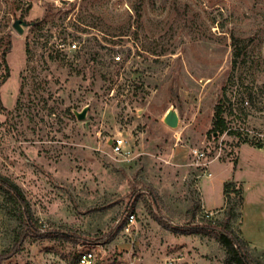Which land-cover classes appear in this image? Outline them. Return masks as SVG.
<instances>
[{
  "label": "rangeland",
  "instance_id": "rangeland-1",
  "mask_svg": "<svg viewBox=\"0 0 264 264\" xmlns=\"http://www.w3.org/2000/svg\"><path fill=\"white\" fill-rule=\"evenodd\" d=\"M218 102L229 128L209 135ZM118 132L129 160L110 152ZM0 173L40 233L2 255L19 221L0 195V264H224L213 234L182 229L229 208L264 264V0H0ZM229 180L242 192L224 198Z\"/></svg>",
  "mask_w": 264,
  "mask_h": 264
},
{
  "label": "trees",
  "instance_id": "trees-1",
  "mask_svg": "<svg viewBox=\"0 0 264 264\" xmlns=\"http://www.w3.org/2000/svg\"><path fill=\"white\" fill-rule=\"evenodd\" d=\"M140 5L135 8L136 16H141ZM8 48H5L2 51L3 58L8 52ZM5 62V73L4 78L7 77L9 67ZM223 106L221 103H216L214 105V114L211 120V125L208 130V134H222L225 131H228V125L226 119L223 115ZM263 144L257 142L256 146L261 147ZM132 182L130 181V184ZM236 183L232 180L224 181L222 184V193L224 198L229 192L241 193V187H236ZM135 191L136 187L132 185L131 187ZM0 195L4 202L7 210L19 221V225L15 231V236L11 247L4 250L5 252L2 255H10L15 250H17L19 243L23 236L26 234H40L37 226L36 220H34L33 213L31 211L30 205L25 198L22 189L20 186L15 183L10 177L0 173ZM199 207V203L195 202L190 208V211L194 212L195 209ZM232 216L231 209L229 208L223 219L221 221L209 220L206 225H194L190 227L183 228V231L190 232H201V233H211L217 239V241L222 244L225 249V255L223 259L224 264H255V259L250 256L246 249L245 240L232 228L230 223V218ZM213 223H211V222ZM220 224V225H219ZM219 228V230H217ZM213 231H212V230ZM216 230V231H215ZM58 234L67 236L69 238L76 239L73 235L63 233L61 231ZM3 257L0 255V258Z\"/></svg>",
  "mask_w": 264,
  "mask_h": 264
},
{
  "label": "built area",
  "instance_id": "built-area-1",
  "mask_svg": "<svg viewBox=\"0 0 264 264\" xmlns=\"http://www.w3.org/2000/svg\"><path fill=\"white\" fill-rule=\"evenodd\" d=\"M58 48L60 50H75L79 48V43L76 40L68 39L67 42L61 41L58 44ZM115 60L120 59V55L117 54L114 56ZM108 146L110 148V152L117 156L118 159L121 161L129 160L132 155V140L131 137L126 136L125 134L118 132L115 135H113L109 141ZM189 152L193 156H200L202 154L201 151L197 148H191L189 147ZM210 211H206L205 215L209 216ZM128 219L130 222L134 219V214L130 213L128 215ZM94 253L89 250L82 251L78 255L77 264H94Z\"/></svg>",
  "mask_w": 264,
  "mask_h": 264
},
{
  "label": "water",
  "instance_id": "water-1",
  "mask_svg": "<svg viewBox=\"0 0 264 264\" xmlns=\"http://www.w3.org/2000/svg\"><path fill=\"white\" fill-rule=\"evenodd\" d=\"M87 110H88V105H85L81 110L74 111L75 116L78 119H83L86 116ZM162 121L172 128L177 127L179 123V115L177 110L173 106L169 107L164 113L162 117Z\"/></svg>",
  "mask_w": 264,
  "mask_h": 264
},
{
  "label": "crops",
  "instance_id": "crops-1",
  "mask_svg": "<svg viewBox=\"0 0 264 264\" xmlns=\"http://www.w3.org/2000/svg\"><path fill=\"white\" fill-rule=\"evenodd\" d=\"M208 184H203L202 183V185H200V192H201V203H202V207H204L205 209H207V210H212L211 208H207V206H206V203H207V200H206V195H205V187L207 186ZM219 206H221V205H219ZM218 206V207H219ZM217 208V207H216Z\"/></svg>",
  "mask_w": 264,
  "mask_h": 264
}]
</instances>
